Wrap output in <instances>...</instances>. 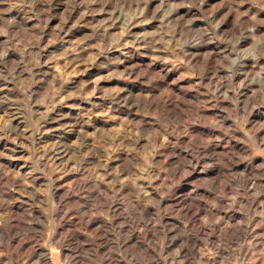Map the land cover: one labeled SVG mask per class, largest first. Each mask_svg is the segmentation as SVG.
<instances>
[{
	"label": "rangeland",
	"instance_id": "1",
	"mask_svg": "<svg viewBox=\"0 0 264 264\" xmlns=\"http://www.w3.org/2000/svg\"><path fill=\"white\" fill-rule=\"evenodd\" d=\"M0 238L264 264V0H0Z\"/></svg>",
	"mask_w": 264,
	"mask_h": 264
},
{
	"label": "bare ground",
	"instance_id": "2",
	"mask_svg": "<svg viewBox=\"0 0 264 264\" xmlns=\"http://www.w3.org/2000/svg\"><path fill=\"white\" fill-rule=\"evenodd\" d=\"M2 241V238H0V243ZM19 244L21 243L20 241H18ZM84 248V246L79 242L77 241L76 242V245L74 246L73 249L77 250V251H81L82 249ZM74 261L75 259H73L72 257H70L68 260H67V264H74Z\"/></svg>",
	"mask_w": 264,
	"mask_h": 264
}]
</instances>
